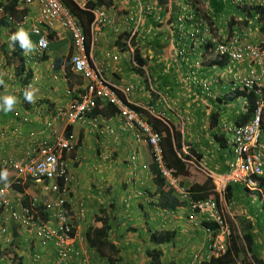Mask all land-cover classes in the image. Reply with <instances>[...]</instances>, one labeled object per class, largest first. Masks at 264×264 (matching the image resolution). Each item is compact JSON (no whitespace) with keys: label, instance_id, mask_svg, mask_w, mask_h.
Returning <instances> with one entry per match:
<instances>
[{"label":"crops","instance_id":"1","mask_svg":"<svg viewBox=\"0 0 264 264\" xmlns=\"http://www.w3.org/2000/svg\"><path fill=\"white\" fill-rule=\"evenodd\" d=\"M75 1L84 8L92 0ZM110 1V6L95 8L105 10L110 21L99 32L98 42L90 51L92 58L95 62L108 66L106 77L113 84L120 88L131 87L128 96L131 104L152 107L155 116H162L161 121L170 127L172 134L174 130L178 133L181 156L188 158L189 153L201 156L198 157L199 165H196L198 168L195 166L196 170L206 169L217 179L224 176L230 171L234 160L227 130L239 125L249 108L246 91L232 89L233 81L238 76L247 74L246 65L238 67L229 60L214 57L204 61L208 50L197 45L194 53H188L183 59L179 58L178 48L184 45L182 41L187 38L177 29L170 38H155L154 42L161 46L152 48L150 37L143 38L145 29L142 28V33L138 31L135 35V45L123 51L118 44L125 43L126 38L122 35L133 29H130V23L134 21L132 19L131 22L128 18L129 22H126L122 15L126 13L125 9L132 11L138 5L134 6V0L130 3L123 0ZM215 1L224 4L223 14L234 10L236 6L232 7L231 0ZM1 2L7 5L14 1L0 0ZM149 3L158 8L162 15H167L174 6V3H168L165 8L157 1ZM241 8L237 6V9ZM13 9V13L5 10L7 12L0 16V81L3 82L0 89H5L0 96L11 94L12 90L24 84L23 92L32 86L36 90L37 99L35 103L29 104L24 101L22 92L13 111H0V160L24 156L32 150L34 140L55 141L56 138L64 137L66 127L71 126V136L78 145L74 152L65 154L72 177L69 184L71 199L67 207L69 215L75 219V246L87 258L86 263L76 259L69 264H89V257L92 258L91 262L99 261L102 264H150L147 249L158 248L157 244L151 242L152 235L165 231L175 232L176 237L174 242L160 248L162 256L159 264H188L191 255L196 253L193 250L198 246L202 248L199 251H205V245L209 242L203 217L190 210L188 200L180 198L165 183V186L157 183L155 178L160 175L158 170V174L154 171L157 167L150 147L138 138L137 130L125 126L123 118L109 102L99 100L96 109L89 112L83 122L69 124L65 121L59 110H65L74 98L83 94L87 84L73 70L72 78L66 74L64 67L68 64L71 66L70 58L75 52L71 37L59 26L49 28L44 25L43 32L49 39L48 48L39 51L36 45L34 52L25 55L19 45L13 49L10 36L19 27H23L31 33V39L37 44L38 35L32 29L39 24L40 9L37 6L19 7L17 4ZM209 13L217 28L216 32L224 39L228 37L234 28L227 27L229 22L225 25L222 23L219 12ZM8 15L13 16L16 22L23 23H11L7 19ZM168 19L170 18L166 17L165 20ZM116 20L119 23L126 22L127 30L118 29ZM165 20H162L161 30L166 29ZM187 42V45H193L190 40ZM126 45L129 46V39ZM136 48L146 62L144 66L138 65L134 60L133 51ZM56 59H59L62 66L60 70L54 69ZM198 61H201V66L197 65ZM17 65L24 68L20 76L15 72ZM9 68H13L12 73ZM26 76L30 80L28 86L23 83ZM108 104L114 109L106 107ZM107 127L113 129L114 133H109ZM162 136H165V132ZM72 167L78 172L72 173ZM192 169L189 168L187 176L177 177L180 180L189 178L190 185L202 183L206 179V172L202 170L206 175L198 173L195 177L191 173ZM0 170L8 173L7 181H0V186L10 189V198L17 208L34 195H38L41 200L55 198L54 194L43 191V184H34L31 179H23L19 183L14 171L1 167ZM167 189H171L172 196L181 203L175 210L167 208L169 196L166 198L161 195ZM241 190L246 191L247 198H260L258 202L261 203L258 205L263 209L264 201L261 196L248 192L242 185H233L232 197ZM82 208L84 213L80 215ZM245 215L238 219L250 222L253 225L252 232H259L261 224L253 222L248 213ZM4 216L9 214L4 213ZM199 218L201 220L198 223ZM104 224L110 226L107 239L119 250L116 254L107 251L103 256L87 240L90 229L101 228ZM189 226L194 227V230ZM8 227L7 235L0 237H4L6 247H12L13 250L9 249L7 255L4 253L7 258L4 262L1 253L6 248L0 243V264H14L19 258L23 264H56L55 246H42L33 232L14 222H10ZM195 230L200 234L195 233ZM237 231L241 234V228H237ZM200 241L203 242L202 245L199 244ZM254 242L257 259L264 264V248L257 250L259 246L255 235ZM243 245L246 249L245 243ZM37 254L38 258L35 256Z\"/></svg>","mask_w":264,"mask_h":264},{"label":"built area","instance_id":"2","mask_svg":"<svg viewBox=\"0 0 264 264\" xmlns=\"http://www.w3.org/2000/svg\"><path fill=\"white\" fill-rule=\"evenodd\" d=\"M12 1L19 7H39V24L32 29V32L38 35L36 45L39 51L46 50L49 45L48 36L43 32L44 25L49 28L59 26L71 37L75 48L70 58L71 68L75 74L82 76L87 84L83 94L77 96L65 110H59L60 115L71 124L83 122L88 113L96 109L99 100H105L115 107L117 113L123 118L125 126L137 130L138 138L150 147L154 163L165 184L180 198L189 201L190 210L194 214L202 216L205 222L217 225V233L210 227H206V232L209 234V246L205 251L192 254L188 264H202L211 258L223 257L227 253L232 234V223L221 205V198H225L227 187L242 185L248 191L258 193L264 201V40L250 42L249 34H241L235 26L232 33L220 41L212 35L211 28L203 16H197L196 13L186 10L176 18L180 29L187 21H190L193 26L191 39H189L193 45H187L188 43L180 45L177 51L179 58L183 59L188 53H194L196 45L205 47L207 50L208 46H211L210 53L215 59L229 60L234 64L241 63L247 66V74L238 76L232 83V89H240L256 96L252 118L242 125H235L227 130L228 142L234 154L230 171L219 179L209 171L206 172L216 183L220 202L218 203L212 197L193 200L189 189L181 184L179 177L167 165L161 143L163 136L149 121L150 117L161 120L162 116H155L152 107L131 104L128 99L131 87L120 88L113 84L106 77L108 66L97 63L92 58L90 51L98 42L100 30L109 21L107 12L103 9L92 10L94 18L90 25L91 46L88 51L87 38L81 20L64 5L62 0ZM136 1H139V5L142 3L141 0ZM248 1L252 3L253 0H234V2L231 0L238 7L248 5L246 7L251 9L255 5H260L264 8V1L261 3L258 0L257 4H247ZM153 8L156 9L155 6ZM5 10L3 3L0 5V16L6 12ZM7 19L18 25L23 23L16 22L10 15ZM134 25L130 32L132 36L136 35L140 28V17L134 20ZM197 65L201 66V61H198ZM135 107L144 112L138 111ZM107 130L109 133H114V130L109 127ZM76 147V141L72 136L59 137L55 141L37 139L33 142L32 150L24 156L18 159L0 160V167L14 171L19 183L23 179H31L34 184H43L44 192L55 195L54 199L49 200H41L38 195L31 196L20 208H17L10 198V189L7 186H0V236H6L9 230L8 224L14 222L27 231L33 232L42 246H55L56 264H69L76 259L86 261L75 246V219L69 215L67 207L71 199L69 184L72 177L65 154L74 152ZM188 155L191 157L186 160L188 164L199 165L197 156L191 153ZM81 207H83L82 203ZM4 213H8L9 216H4ZM83 213L82 208L80 215ZM35 256L39 257L38 254Z\"/></svg>","mask_w":264,"mask_h":264},{"label":"trees","instance_id":"3","mask_svg":"<svg viewBox=\"0 0 264 264\" xmlns=\"http://www.w3.org/2000/svg\"><path fill=\"white\" fill-rule=\"evenodd\" d=\"M162 7L164 6L165 8L167 7L169 0H156ZM64 5L68 7L73 14L79 17V19L82 21L83 24V29L87 38V49L89 51L90 49V44H91V32H90V25L93 21L94 15L92 13V10H94L97 7H102V6H110L112 2H106L105 0H92L87 2V6L82 8L79 6V4L75 0H62ZM1 2L0 4H2ZM16 3L15 2H9L7 5H5V9L8 12L13 13L12 11L14 10L13 8L15 7ZM248 10L250 8H247ZM6 11V12H7ZM250 14H257L259 21L262 23V29L264 30V8L260 5H255L253 8L250 10ZM15 14V12H14ZM16 15V14H15ZM251 15V17H252ZM253 15V16H254ZM17 16V15H16ZM250 17V18H251ZM204 19L207 20L208 25L211 26L213 30V20L209 15L204 16ZM249 18L245 20L246 23H248ZM233 21L229 22V25L231 26L230 29H233ZM215 25V24H214ZM209 26V27H210ZM122 37H125L126 40L125 43L120 42L119 47L123 50L126 51L127 47H133L135 45V35H131L130 32H124ZM129 39V46L126 45L127 40ZM122 43V45H121ZM210 48L211 46H208V54L210 53ZM134 55V60L138 63L140 66H144L146 62L144 59L141 57V52L138 50V48L134 49L133 51ZM7 57V55H6ZM218 63V62H214ZM55 70H60L62 66L59 64V59L55 60ZM66 74L69 78H72L73 72L71 69V66L68 64L65 67ZM24 68L21 67V65H17L15 68V72H17L20 75L23 74ZM30 80L29 76H26V78H23V83H25V86H28ZM24 85V84H23ZM84 93V92H83ZM237 95L239 93L237 92ZM246 97L248 98L249 101V108L246 114L242 116L243 121L241 122L242 124L248 122L253 115V112L255 110L256 106V96L253 93H247L246 92ZM106 107H112L109 104ZM113 108V107H112ZM138 111H142V109L135 107ZM114 109V108H113ZM98 112V109L96 110ZM144 112V111H142ZM150 123L153 125L154 129L159 133L162 134L165 132V136L162 137L161 143L164 149V157L165 160L169 166L170 169L174 171V174L176 176H187L188 175V170H189V164L186 162V160L189 158H186L184 156H181L180 154V146H179V135L178 133L174 130L173 134L171 132L170 127L166 125L163 121L150 117L149 118ZM239 123V125L241 124ZM264 129V125H263ZM66 137L71 136V126L66 127ZM78 145V144H77ZM77 148V147H76ZM200 158L201 156L198 155ZM155 168V167H154ZM153 168V169H154ZM155 173L158 174L157 169H154ZM156 181L159 185L165 186L164 181L161 177L157 176ZM232 185H229L226 190L225 198L227 200H230L233 195L232 191ZM167 192L164 194L163 192L161 195L163 197L166 196L167 199V208H170L171 210H175L177 208V205H181L179 203V200L175 198L173 195V192L171 189H167ZM189 192L191 194V197L193 200H202V199H207V198H215L218 203L220 202V194L216 190V185L213 181L212 178L207 177L202 183H193L189 187ZM171 199V200H170ZM170 200V201H169ZM170 202L171 205H170ZM247 222V221H246ZM244 219H237L236 220V226L240 230L241 228V234L240 238L245 243L246 249L252 259L254 260L255 264H261V262L257 259V254H256V248H255V242H254V232H252L253 225L249 222L246 223ZM205 227H210L215 233H217V225L215 223H208L204 222ZM236 228V229H237ZM110 230V226L108 224H104L101 228H93L90 229L87 232V240L89 241V244L91 247L96 249L97 251L101 252L104 256L105 252L109 251L111 253H118L119 250L114 246V244L107 239L108 233ZM176 237V233L173 231H165V232H159V233H154L151 238V242L155 243L158 245V248L154 249H147L146 255L147 257L151 260L150 264H159L160 257L162 256V252L160 251V248L168 243L174 242V239ZM239 237L236 235L235 227L232 224V234L229 239V245H228V250L227 253L221 257V258H211L210 260L204 261L202 264H237L240 253L243 251L244 248H242L238 242ZM159 249V250H158ZM19 258L16 263L14 264H23L22 261Z\"/></svg>","mask_w":264,"mask_h":264},{"label":"rangeland","instance_id":"4","mask_svg":"<svg viewBox=\"0 0 264 264\" xmlns=\"http://www.w3.org/2000/svg\"><path fill=\"white\" fill-rule=\"evenodd\" d=\"M132 0H128V3H130ZM152 1L153 3L156 2V0H141V4L139 5V1L137 2L136 0H134L135 4L134 6L137 4V8L133 9L132 11H130V9H125L127 10L125 14L122 15V19L124 21H128V18L132 19L133 21L135 19H138V17L141 18V25L138 31H140L142 33V28L145 29V34L143 32V38L148 36L151 39V47L152 48H158L161 46V44L155 43L154 39L158 38V39H162L163 37H167L170 38L172 32L174 33L175 29H177V31L179 33H181L183 36H185L187 38V40L191 39V34L193 32V26L192 23L190 21H187L182 27L181 29L178 27V23L176 22V18L177 16L182 12V11H191L192 13H196L197 16H206L208 14H210L209 12L211 11H215V12H219L221 18L223 19V24H227V22H230V20L232 19L235 26H237V29L239 31H241V34L246 35L249 34V41L250 42H259L260 40H264V30L262 29V25L261 23H259V18L257 14H250V9L248 10L246 6L248 5H244V6H240L243 7L241 9H237V6H234V4L231 2L232 7L234 6V10H230V12L227 13H221L223 11L222 5L224 4H219L217 3V1L212 0H169V3H174L173 8L171 9V11L169 13H167V15H162L161 11H159L158 8H153L154 5H151L149 2ZM262 1L264 0H259V2L262 3ZM234 2V0H233ZM258 0H253L252 3H250L248 1L247 4H257ZM211 4L213 6H211ZM132 12V13H131ZM235 12L237 13L236 15H233ZM140 15V16H139ZM252 15V17H251ZM165 17V18H163ZM166 17L170 18L168 20H165ZM251 17V18H250ZM109 21H110V17L108 16ZM249 18L248 23L245 22V20ZM118 19V18H116ZM162 20H165L166 22V29L161 30V25ZM229 20V21H228ZM108 21V23H109ZM161 21V22H160ZM207 21V20H206ZM126 22L123 23H119L118 20L115 21L116 26L118 27V29H123V30H127V26H126ZM134 23V22H133ZM133 23L131 28L132 29L135 25ZM210 26V25H209ZM228 28H230L231 26L228 23ZM211 28V26H210ZM133 30V29H132ZM217 28L215 27L214 23H213V30L211 28L212 31V35L216 36L220 41L224 40V37L220 34L216 32ZM118 31V30H117ZM131 32V30L129 31ZM116 33V32H115ZM232 33V32H231ZM230 33V34H231ZM117 34V33H116ZM248 39V37H247ZM187 40L182 41L183 44L188 43ZM213 58V56H210V54H207V57L204 58L205 60H211V58ZM239 65H243V64H239L237 63L236 66L239 67ZM247 67V66H246ZM10 72L12 73L13 68H9ZM24 85L21 84L19 87L15 88L14 90L11 91V94L16 93V96L18 97L20 93L23 92V87ZM1 92L2 90L5 91V89H2L1 87ZM3 91V93H4ZM2 93V94H3ZM114 125V124H113ZM189 168H193L191 170V173L196 177L198 173L200 174H205L202 170H204L205 172H207L206 169H202L200 170H196L195 166L192 164H189L188 166ZM198 168V167H197ZM72 173H77L78 170L75 169L74 167L71 168ZM202 174V175H203ZM207 174V173H206ZM205 174V175H206ZM214 176V175H213ZM209 177L208 175H206V178ZM181 184L186 186V188L190 187V179L186 178L183 180V178L180 180ZM214 181V180H213ZM215 183V182H214ZM216 185V183H215ZM246 191L245 190H241V191H237L235 193V195L233 196V198H231L230 200L224 199L221 201V205L224 209V211L226 212L228 218L230 219L231 223L234 225L235 227V231H236V235L239 237L238 242L240 244V246L243 249V251L240 253V257L238 260L237 264H254L252 257L248 254L247 250L245 249L243 242L240 238V234L236 229V219L240 218V217H245L246 213H248L250 215V219H252L253 222H255L257 225L261 224L259 226V232L254 233L255 235V241H257L259 248H257V250H259L260 248H264V207L263 209L261 207H259L258 200L260 198H258L257 196L255 197H249L247 198L245 195ZM248 194V193H247ZM249 195V194H248ZM259 212V213H258ZM258 214V215H257ZM173 217V216H170ZM169 217V218H170ZM198 223L200 222V218L198 219ZM190 228H192L194 230V227L189 226ZM195 233H198V230H195ZM203 233V231H201V234ZM208 234V232H207ZM209 236V234H208ZM4 237H0V243L3 244L4 249L2 256H4V262L7 260L6 255L9 253V249L13 250L12 247H6L5 244H7L6 241H3ZM209 241V239H208ZM262 243V246L260 245ZM200 245L203 244V242H199ZM16 245V243H15ZM209 244L207 242V246L205 245V248L208 247ZM14 247V246H13ZM201 247H196L193 251L194 252H198L199 250H201ZM171 250V248H169V251ZM128 251H126L127 253ZM6 253V255L4 254ZM174 253V251H173ZM84 258H87L86 256H83ZM171 257V256H170ZM92 258L89 257V264H102V262H91ZM11 264L13 262H10ZM86 263V261H85ZM6 264V263H5Z\"/></svg>","mask_w":264,"mask_h":264},{"label":"clouds","instance_id":"5","mask_svg":"<svg viewBox=\"0 0 264 264\" xmlns=\"http://www.w3.org/2000/svg\"><path fill=\"white\" fill-rule=\"evenodd\" d=\"M259 23L261 22L259 21ZM10 41H11V46L13 47V49L16 47V45H19V48L25 53V55L32 53L36 50V44L31 39V33L23 27H19L13 34H11ZM2 83L3 82L0 81V84ZM23 99L25 102L29 104L35 103L37 99L36 90L32 86H29L28 88H26L23 92ZM17 103H18V97L15 94L2 95L0 96V111L4 113L11 112L13 111L14 106ZM7 176H8V173L6 170H0V181L6 182ZM251 193H256V192H251Z\"/></svg>","mask_w":264,"mask_h":264}]
</instances>
